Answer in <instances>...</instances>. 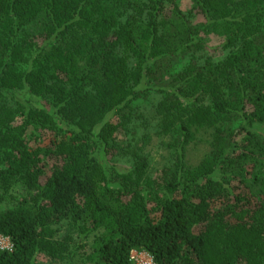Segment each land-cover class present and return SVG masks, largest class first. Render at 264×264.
<instances>
[{
    "label": "trees",
    "instance_id": "obj_1",
    "mask_svg": "<svg viewBox=\"0 0 264 264\" xmlns=\"http://www.w3.org/2000/svg\"><path fill=\"white\" fill-rule=\"evenodd\" d=\"M181 1L0 0V264H264V0ZM142 128L169 139L157 181Z\"/></svg>",
    "mask_w": 264,
    "mask_h": 264
},
{
    "label": "rangeland",
    "instance_id": "obj_2",
    "mask_svg": "<svg viewBox=\"0 0 264 264\" xmlns=\"http://www.w3.org/2000/svg\"><path fill=\"white\" fill-rule=\"evenodd\" d=\"M182 7H186L187 2L186 0L181 1ZM207 49L206 54L207 56L211 57L212 59H218L222 57L225 53L217 44V41L214 39H209L206 41ZM158 102V98L154 95L146 97L142 99L134 109H135V119H137L138 123H144L145 127L149 124H154L153 116L151 114L154 113V106ZM134 124H131V128ZM148 133L145 139L141 138L142 134ZM211 129H201L198 133H196L195 140L190 144L187 148L185 162L188 166H196L198 165L202 159L209 153L210 151V141H211ZM139 138H138V147L141 148L139 153L144 154V156H148L150 160V167L147 173H149V177L155 181L162 178L164 175L162 170L163 168L169 164L170 160V153L168 150L165 149L163 146L169 139L167 136H157L153 130L148 128L145 130L144 128L139 129ZM119 153L115 150H111L110 152H106L103 160L105 161L106 165L109 167L111 171V176L113 177L116 173L123 172L130 162V157L126 154L128 153L127 146L131 145V139L126 134H119ZM163 141V144H162ZM135 149L131 147V161H132V152L134 153ZM257 174L259 179V183L264 185V164L257 167L254 171ZM264 189V187H263ZM14 192V191H13ZM17 190L15 191V194ZM0 247L4 250L10 249V243L7 238L0 239ZM89 250L87 248H83L78 255H75L74 264H84L82 260H84L85 253L89 254ZM42 264H57L54 261L44 259Z\"/></svg>",
    "mask_w": 264,
    "mask_h": 264
},
{
    "label": "built area",
    "instance_id": "obj_3",
    "mask_svg": "<svg viewBox=\"0 0 264 264\" xmlns=\"http://www.w3.org/2000/svg\"><path fill=\"white\" fill-rule=\"evenodd\" d=\"M0 239H3V238L1 237ZM10 249H11V245H10ZM130 261L133 264H154L149 254L145 252H138V251H132L130 253Z\"/></svg>",
    "mask_w": 264,
    "mask_h": 264
}]
</instances>
